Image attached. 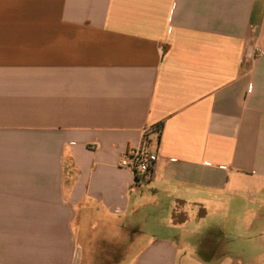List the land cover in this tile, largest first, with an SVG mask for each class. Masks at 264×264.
<instances>
[{
  "label": "crops",
  "instance_id": "obj_1",
  "mask_svg": "<svg viewBox=\"0 0 264 264\" xmlns=\"http://www.w3.org/2000/svg\"><path fill=\"white\" fill-rule=\"evenodd\" d=\"M0 264H264V0H0Z\"/></svg>",
  "mask_w": 264,
  "mask_h": 264
},
{
  "label": "built area",
  "instance_id": "obj_2",
  "mask_svg": "<svg viewBox=\"0 0 264 264\" xmlns=\"http://www.w3.org/2000/svg\"><path fill=\"white\" fill-rule=\"evenodd\" d=\"M158 161V154L143 145L140 148H131L128 150L122 158L120 166L134 172L141 179L144 176H152Z\"/></svg>",
  "mask_w": 264,
  "mask_h": 264
},
{
  "label": "rangeland",
  "instance_id": "obj_3",
  "mask_svg": "<svg viewBox=\"0 0 264 264\" xmlns=\"http://www.w3.org/2000/svg\"><path fill=\"white\" fill-rule=\"evenodd\" d=\"M21 219H9L8 220V225L10 228L15 229L13 233L8 232L12 237H18L20 236V228H21Z\"/></svg>",
  "mask_w": 264,
  "mask_h": 264
}]
</instances>
